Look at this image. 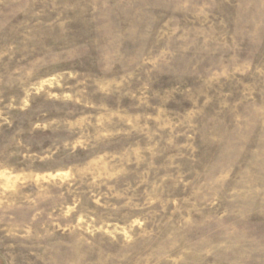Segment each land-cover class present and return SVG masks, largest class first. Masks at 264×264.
Returning <instances> with one entry per match:
<instances>
[{"label": "rangeland", "instance_id": "1", "mask_svg": "<svg viewBox=\"0 0 264 264\" xmlns=\"http://www.w3.org/2000/svg\"><path fill=\"white\" fill-rule=\"evenodd\" d=\"M0 264H264V0H0Z\"/></svg>", "mask_w": 264, "mask_h": 264}]
</instances>
